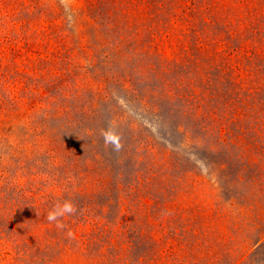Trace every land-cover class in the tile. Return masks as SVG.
Masks as SVG:
<instances>
[{
  "label": "rangeland",
  "instance_id": "1",
  "mask_svg": "<svg viewBox=\"0 0 264 264\" xmlns=\"http://www.w3.org/2000/svg\"><path fill=\"white\" fill-rule=\"evenodd\" d=\"M0 264H264V0H0Z\"/></svg>",
  "mask_w": 264,
  "mask_h": 264
},
{
  "label": "clouds",
  "instance_id": "2",
  "mask_svg": "<svg viewBox=\"0 0 264 264\" xmlns=\"http://www.w3.org/2000/svg\"><path fill=\"white\" fill-rule=\"evenodd\" d=\"M64 211H66V212H71V211H72L71 206L66 204V205L64 206ZM56 219H57V213H51V214L49 215V220H56Z\"/></svg>",
  "mask_w": 264,
  "mask_h": 264
}]
</instances>
